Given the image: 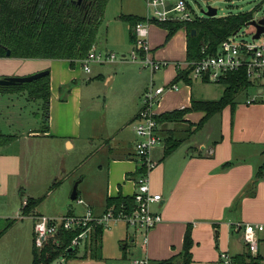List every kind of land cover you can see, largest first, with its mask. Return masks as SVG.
<instances>
[{"label":"crops","instance_id":"crops-1","mask_svg":"<svg viewBox=\"0 0 264 264\" xmlns=\"http://www.w3.org/2000/svg\"><path fill=\"white\" fill-rule=\"evenodd\" d=\"M141 12L142 8L138 6L124 5L119 16L121 25L117 26L118 30L126 35L128 32L130 37L133 27L122 19L121 15L145 17ZM166 36L165 27L157 22L150 23L148 36L150 55L155 60L167 62L162 70H157L162 71L159 77L160 85L173 82L178 85L177 89L167 90L162 95L156 106L157 113L191 107L194 99L216 100L204 99L202 92L198 94L194 90V80L211 82L192 78L190 82L176 80L178 74L176 64L187 59V28H180L169 40ZM95 45L93 47L96 49ZM125 60L119 61L117 63L119 65L105 72L106 74L100 72L95 77L105 81L106 93L113 92L111 98L118 113L113 115L120 122L117 132L123 133L124 128H131L134 138L127 139L124 136L118 141L120 144L123 140L128 141L126 142L128 144H123L124 147L117 144V149L121 148L122 151L109 147L112 156L106 164L101 186H96L93 191L78 190L77 199L79 198V204L82 205V212L91 208L95 215H102L107 210L108 198L119 195L131 196L135 189V180L139 174V158L135 151L137 135L133 122L141 107V96L150 83L146 70L128 64ZM76 62L72 64L68 59L0 57V77L27 76L49 70L51 95L48 128L44 129L43 118L40 128L30 129L25 138L55 142L53 144L57 153L60 149L59 142L72 149L75 147V140L83 138L81 115L84 93L83 87L78 84L82 72L81 69H77ZM113 62L115 60L109 63ZM91 71L86 72L85 69L83 71L89 81L93 79L88 75ZM157 71L154 73L157 74ZM222 85L225 88V85ZM10 94L28 96L26 92ZM247 107V110L251 111L249 126H252L246 129H233L231 116L228 113H221V124L206 133L203 130L213 120H218L216 118L220 114L212 115L199 125L206 114L205 111L199 110L187 112L179 121L160 124L164 140L161 146L158 145L153 151V158L158 165L150 173V188L162 196L159 202L151 205L152 210L162 216V221L148 232L145 244L142 235L139 234V238L137 234H131L128 231L129 227L123 223L126 231L119 236V242L124 251L127 249L126 241L129 239L131 245L138 248L139 258L147 260V264H157L182 251L185 233L190 227L194 241L191 264H264V226L258 233L259 247L256 253L249 251L242 238L241 229L245 223H264V170L257 176L259 169L264 168V104L253 103ZM0 133L9 135L1 129ZM17 140L15 137L8 144L0 146L2 182L0 193H6L12 178L19 179L22 176V169L30 164V161L26 163L24 159L23 147L19 150L12 148L18 143ZM168 141H177L178 145L166 155ZM28 198L35 197L29 196L26 199ZM38 205L33 208V212L40 213ZM69 213L74 214L75 210ZM16 224L17 222H14L4 234ZM104 233L99 258L75 260L82 263L103 262ZM28 237L26 234L25 261L22 264H32L33 261V247L31 262L28 261ZM31 240L33 243V234ZM130 252H132L130 255L127 253L129 256L137 254L136 250ZM82 253L79 249V254ZM223 254L227 255L228 263ZM128 255L122 257L127 259ZM256 257L258 261L252 263L250 259ZM131 262L137 264L133 259Z\"/></svg>","mask_w":264,"mask_h":264},{"label":"rangeland","instance_id":"rangeland-1","mask_svg":"<svg viewBox=\"0 0 264 264\" xmlns=\"http://www.w3.org/2000/svg\"><path fill=\"white\" fill-rule=\"evenodd\" d=\"M193 10L205 17L202 11L208 6L217 8V16H225L231 13L252 12L254 19L264 17V0H189ZM135 5L142 8L145 17L149 15L145 0H109L106 8L105 17L100 25L97 39L96 50L102 53H115L117 59L113 63H90L92 76L88 80L82 62H76L77 69H81L82 76L78 84L83 87L84 100L83 112L81 115L83 125V138L75 140V147L70 149L62 142H59V153L56 152L55 142L43 141L41 139H26L30 129L40 128L44 118V103L41 99H28L22 94H10L5 92L0 94V129L10 136L17 137V142L12 146L19 150H25L24 159L30 164L22 169V176L12 178L6 193H0V229L8 219H15L17 222L13 228L9 229L0 238V264H22L25 261V235L28 234V261L31 262V252L35 241L34 239V219L30 214L22 215L23 200L29 196L41 199L38 211L50 217H60L69 215L75 210L74 215L82 216L86 214L85 209L81 210L82 205L78 199H72L71 195L75 185L77 190L89 189L93 191L96 186L102 184L105 177L107 162L112 156L109 150L111 146L116 151L117 144L124 147L128 142L121 138H134L131 128H124L123 133L117 130L120 122L115 119L113 114H118L114 100L111 98L113 92L106 93L105 81L97 79L100 72H108L113 69L125 56L127 63L135 67L146 70L148 82H155V87L162 86L159 77L162 71L155 74L151 66L144 65L142 58L138 55V60L131 58L134 43L126 33L119 31L117 26L121 25L119 16L123 12L124 5ZM156 24V23H155ZM185 28V27H184ZM253 26L249 23L244 24L240 29L239 38L249 40L251 38ZM161 61V60H160ZM163 67H161V70ZM99 78V77H98ZM116 85V84H115ZM194 90L196 93L202 92L204 99H218L222 94L224 86L219 83H203L194 80ZM251 92V91H250ZM249 92L243 87L237 92L234 100V107L228 106L223 112H219L218 120H213L203 131L206 133L221 124V113H228L233 121V129H246L249 126L251 111L247 110L246 99ZM28 99V100H27ZM107 100V101H106ZM141 103V100H140ZM228 115V118H229ZM24 136V137H23ZM108 138V139H107ZM124 142V143H123ZM24 143V144H22ZM54 143V144H53ZM128 144V143H126ZM161 146V145H160ZM114 152V151H113ZM24 172V173H23ZM1 182V179H0ZM2 183V182H1ZM23 194V195H22ZM23 196V197H22ZM126 231L123 223L105 228L104 248L102 250L103 262H85L78 260H66L64 256H59L51 264H133L131 260H140L139 250L136 245H131L130 240L126 241L127 249L124 251L119 242V236ZM131 234L139 232L134 228L128 230ZM140 238V237H139ZM138 238V239H139ZM86 239L80 246V253L84 252ZM40 249V248H39ZM136 250L137 254L129 256ZM123 253V254H122ZM129 255H128V254ZM129 258L125 259L122 257Z\"/></svg>","mask_w":264,"mask_h":264},{"label":"trees","instance_id":"trees-1","mask_svg":"<svg viewBox=\"0 0 264 264\" xmlns=\"http://www.w3.org/2000/svg\"><path fill=\"white\" fill-rule=\"evenodd\" d=\"M108 0H0V57L15 58H49L68 59L74 64L88 55L96 43L97 34L102 24ZM132 27L145 17L121 15ZM253 19L252 12L231 13L225 16L202 17L192 22L167 21L157 22L167 29L166 39L169 40L180 28L188 30L187 59L198 58L201 47L208 43L211 51L229 35L238 31L244 24ZM196 32L193 34L192 31ZM131 42H135V35L131 30ZM10 54H7V51ZM177 81L190 82L189 70L178 69ZM222 96L216 100L192 101V106L161 113L157 115L160 124L179 121L189 111H205V116L199 125H202L212 115L222 112L227 106L234 107L237 92L247 85L246 79L242 81L235 74L225 77ZM5 92H26L31 99H41L44 103V121L46 130L49 120V100L51 95L50 74L38 79L16 85H0V94ZM162 131V128H161ZM14 136L0 133V146L8 144ZM178 145L177 141H168L165 154H170ZM259 169L257 176L263 173ZM143 169L139 167L138 172ZM40 198L26 199L22 206L23 215L33 212V208L40 203ZM134 205L133 196L108 198L107 208L116 210L126 207L131 209ZM15 219H8L0 229V236L14 223ZM84 227L72 229L61 228L56 237L49 239L39 249L33 247L32 264H51L59 256L67 259L101 256L102 235L105 228L102 225L92 227L86 241L85 251L79 254L80 246H72V240ZM194 241L191 228L188 227L184 237L182 251L175 256L159 261L157 264H191L193 260L192 247ZM73 248V249H72ZM241 260V259H240ZM244 260V259H243ZM252 263L258 258L250 259Z\"/></svg>","mask_w":264,"mask_h":264},{"label":"built area","instance_id":"built-area-1","mask_svg":"<svg viewBox=\"0 0 264 264\" xmlns=\"http://www.w3.org/2000/svg\"><path fill=\"white\" fill-rule=\"evenodd\" d=\"M149 15L144 20L138 21L133 26L135 35L134 49L131 53L133 60L142 58L144 65L151 66L153 72L167 65L166 61L155 60L150 55L149 25L152 22L183 21L192 22L202 18L196 13L189 0H145ZM249 40L239 38L240 29L222 40L215 51H211L208 43L201 47L198 58L177 63V70H189L192 79L223 84L226 76L235 74L240 81L246 79L247 85L243 88L249 92L246 103L264 104V32L255 37L257 27L254 25ZM117 59L115 53H102L94 47L89 51L86 58L81 60L86 72L91 71L90 63H105ZM122 59H126L125 56ZM178 88L177 83L155 87L151 82L141 96V107L133 122L137 142L135 143L136 155L139 158V167L143 169L135 180V189L132 194L134 205L131 209L122 207L116 210L114 207L107 208L102 215H95L91 208L86 214L76 216L74 214L60 217H50L40 213H33L34 241L37 248H42L45 243L56 237L61 228L72 229L84 227L73 240L72 246H81L87 239L92 227L102 225L110 228L118 223H125L134 228L143 237V243L147 241L148 232L159 222L162 216L152 210L151 205L159 202L161 194L154 193L150 188V173L158 162L153 158L155 147L163 142L161 125L157 120L156 106L162 95L167 90ZM251 91V92H250ZM1 185V182H0ZM26 199L22 206L26 205ZM23 215V214H22ZM24 216V215H23ZM264 223H245L241 226L242 238L251 253H256L259 247V231ZM226 263L229 262L226 254ZM137 264H147L145 259L135 260Z\"/></svg>","mask_w":264,"mask_h":264},{"label":"water","instance_id":"water-1","mask_svg":"<svg viewBox=\"0 0 264 264\" xmlns=\"http://www.w3.org/2000/svg\"><path fill=\"white\" fill-rule=\"evenodd\" d=\"M82 0H79L81 2ZM204 14L208 17H214L217 16V8L208 6L206 10H202ZM249 24L254 25L257 27V32L255 34V37H259V35L264 32V17L260 19H252ZM196 31L193 30L192 33L194 34ZM0 45H1V40H0ZM7 54H10V51H7ZM49 74V70H43L39 71L37 73L27 75V76H5V77H0V85H16V84H22L25 82H29L35 79H38L40 77H43L45 75ZM78 196V190H77V185H75L74 190L72 192L71 198L72 199H77ZM73 249V248H72Z\"/></svg>","mask_w":264,"mask_h":264}]
</instances>
